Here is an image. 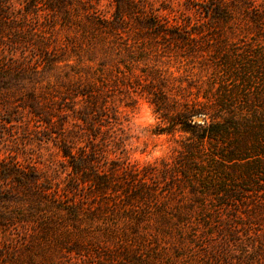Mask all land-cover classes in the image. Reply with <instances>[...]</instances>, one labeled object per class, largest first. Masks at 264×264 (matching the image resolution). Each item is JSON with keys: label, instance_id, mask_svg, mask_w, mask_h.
Listing matches in <instances>:
<instances>
[{"label": "trees", "instance_id": "1", "mask_svg": "<svg viewBox=\"0 0 264 264\" xmlns=\"http://www.w3.org/2000/svg\"><path fill=\"white\" fill-rule=\"evenodd\" d=\"M103 1L0 0V264H264V0ZM122 88L170 160L130 161Z\"/></svg>", "mask_w": 264, "mask_h": 264}, {"label": "rangeland", "instance_id": "2", "mask_svg": "<svg viewBox=\"0 0 264 264\" xmlns=\"http://www.w3.org/2000/svg\"><path fill=\"white\" fill-rule=\"evenodd\" d=\"M152 1L153 5L157 9L161 7H173L174 9H181V2L187 0H149ZM109 1L102 2V9H111L109 6ZM59 28V27H58ZM61 38V43H63L68 38H77V32L75 30H68L64 28H59L58 34ZM55 44L59 45V38ZM68 37V38H67ZM100 53V54H99ZM103 55L100 50H98L96 59H99ZM129 63V62H126ZM126 63L120 64V69L126 72ZM184 62L177 61L173 58H159L152 61H148V66L153 67L154 65H159L167 75H173V77L179 78L180 76H186L187 73L184 69ZM134 66V72L140 74V68L145 67V64L132 63ZM116 104L120 106V111L122 115L125 116V125L129 129V133L132 136L130 140L129 149V159L131 162L139 163L141 166L158 163L160 160H170L175 154V143L170 141L167 136H157L153 134L154 129L158 126V119L154 113V108L148 101V98L138 92H134L133 89H123L117 93ZM38 149H32L30 151V156L34 161H37L39 167L44 171V160L54 161L57 163L59 157L57 156L56 150L54 148L49 151L43 150L42 153L38 154ZM9 151H7L2 145H0V156H7ZM23 160V156L20 157ZM64 176V174L62 175Z\"/></svg>", "mask_w": 264, "mask_h": 264}, {"label": "water", "instance_id": "3", "mask_svg": "<svg viewBox=\"0 0 264 264\" xmlns=\"http://www.w3.org/2000/svg\"><path fill=\"white\" fill-rule=\"evenodd\" d=\"M198 120H199V121H202V119H201V118H199Z\"/></svg>", "mask_w": 264, "mask_h": 264}]
</instances>
